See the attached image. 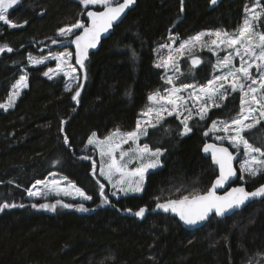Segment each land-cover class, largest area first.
Masks as SVG:
<instances>
[{
	"label": "trees",
	"instance_id": "trees-1",
	"mask_svg": "<svg viewBox=\"0 0 264 264\" xmlns=\"http://www.w3.org/2000/svg\"><path fill=\"white\" fill-rule=\"evenodd\" d=\"M254 3L223 0L212 8L209 0H135L123 20L90 53L83 69L76 64L70 43L76 34L67 40L58 37L59 29L69 22L86 23V11L79 2L21 0L9 10V20L19 26L0 22V46L13 49L0 53V104L23 73L28 86L11 109L0 108V204L17 205L0 211V264L264 263V198L223 219L213 216L191 231L169 214H150L142 221L119 214L206 192L217 173L202 150L211 141L204 132L211 121L229 120L239 113L240 94H228L204 120L192 119L187 135H180L183 125L174 116L149 128L140 143L161 149L162 166L147 174L139 195L114 198L99 175L96 150L87 145L92 133L104 138L117 128L135 129L147 97L165 86L155 64L157 46L169 35L187 39L205 30L234 32L242 24L245 8ZM260 7L264 8V0ZM257 24L264 32V18ZM54 39L64 43L53 44ZM64 48L73 53L79 73L72 91H65L63 75L49 79L45 65H32L28 59ZM194 72L183 81L204 82L211 76L205 66L195 67ZM80 84L77 103L72 96ZM244 135L254 146L264 148V121ZM53 172L92 197L84 204L88 211L79 210L70 200L63 203L73 207L58 205L55 211L32 207L42 202L28 198V190ZM97 181L105 185L109 203L101 202ZM262 182L264 174L245 185L252 189Z\"/></svg>",
	"mask_w": 264,
	"mask_h": 264
},
{
	"label": "snow or ice",
	"instance_id": "snow-or-ice-1",
	"mask_svg": "<svg viewBox=\"0 0 264 264\" xmlns=\"http://www.w3.org/2000/svg\"><path fill=\"white\" fill-rule=\"evenodd\" d=\"M18 0H0V22L8 25L9 27H18L8 18L9 10L16 5ZM213 4L217 0H211ZM80 3L88 9L90 5H103V11H87V17L90 19V24L85 25L81 21H77L75 24L59 29L60 37L67 40L68 37L74 34L73 30H80L79 35H75V38L70 41L75 45V58L76 64L81 69L85 67V60L88 57V51L91 48H95L99 42L102 33L108 32L112 27L113 22L117 21L125 9L129 5L134 3V0H123V3H119L118 0H80ZM256 5L260 4V0H255ZM245 11L248 16L243 20L242 26L238 32L229 34L227 32H221L219 30L215 32H201L195 37L190 38L180 44L179 48L173 50L171 45H161V48H168L167 56H162L160 60L155 64V67L164 69L167 72L169 69L174 72H179V68L176 62V55H185V50L191 52V49L197 44L201 47H208L211 50V46L220 47L224 46L225 49H230L228 54L224 56L222 60H218L217 68H224L228 71L223 76H216L214 79L209 80L207 85L199 87V94L195 91L190 93V97L194 101H201L199 109L196 115L200 120H204L208 110L209 104L211 107H220V104L215 103V98L219 96L221 99L226 98L227 90L225 89L224 82H228V78L231 77L230 87L232 92L239 91L242 93L240 114L231 122L225 121H213L212 126L209 129L210 132L223 131L228 134L224 137L216 136L217 140L223 141L227 139L231 145L240 149L243 147V154L247 157L241 165L240 171L247 173L251 177H256L260 174H264V148L256 147L245 138V133L251 131L259 120H264V34L255 33L254 25L264 18V8L257 10L254 8H247ZM213 37L209 43L203 42L204 37ZM257 39L258 43H253V40ZM64 40H52L53 44L64 43ZM5 51L12 52L13 49L7 44L0 46V53ZM72 52H61L54 56L37 59L29 55V62L32 64H42L44 59L51 58L58 61L55 74H60L72 77L73 80L79 79L75 76L76 68L70 64L72 59ZM239 58V66L234 64V60ZM259 61V63H257ZM198 58L192 59V64H199ZM255 67L257 70V78H254L250 70ZM67 68L68 71H63ZM49 72H53L49 69L45 72V76H49ZM52 77L49 76V79ZM179 79V76L176 77ZM166 84H173V76L169 75L164 78ZM27 74L21 75L16 83L12 86L14 91L11 93L8 99L7 105L0 104V108L7 110L8 107L13 106L15 99L20 95V90L26 88ZM83 85L77 86L75 94L72 96L74 101H78L80 96V88ZM193 87L192 85H184L183 87H171L164 90L166 94H161L159 90L151 93L147 99L149 105L142 111L141 116L143 120H137L136 128L133 131L122 132L119 128L113 130L108 136L103 139H99L96 133L88 139L89 145H94L99 149L101 157H107V160H102L99 175L104 177L109 182H113V178L117 177L114 182V187H118L121 192H141L143 191L145 173L149 169H154L160 164V157L163 155L161 149L157 148L152 150L148 144L141 146L138 141L140 137H147L149 128L155 129L157 126L162 125L166 116H175L179 119L183 118L180 123L183 125V131L180 135H187L192 131L189 127L188 121L193 119V112L191 108L185 110L186 114L180 112V108L183 104L187 103L184 97L179 94L181 91ZM65 91H72V84L69 83L65 88ZM259 95V99L257 96ZM250 99H246L247 97ZM252 105H256L253 107ZM259 112V120L255 115ZM246 121H252L253 123H247ZM209 133L205 132V136ZM131 142L135 147H129L128 150H124L123 145ZM68 137L65 136V144H68ZM203 151L205 153L211 152L212 161L219 166V175L204 193L194 192L189 195H184L179 199H169L164 203H157L156 208L162 209L165 212L171 211L179 216V219L187 225H196L201 221L209 218V214L212 213L216 216H225L229 212L240 208L253 198H264V185L257 187L254 191H247L245 187H234L231 190L226 191L224 195H217V189L223 188L233 177L237 175L236 170L233 168L232 160L233 154L227 147L216 144H205ZM83 159H90V157H83ZM133 161H138L139 166L129 168L128 165ZM56 161L54 163H58ZM95 162L93 161V175H95ZM243 177H241L242 179ZM67 179V178H64ZM59 181L53 180L48 183L44 181H37L36 185H44L46 190H55L57 193L63 192L64 195H70L67 189L59 187ZM99 184V194L102 199V203H109L108 196L104 192L105 185ZM36 185H33L35 191L29 189V196H43L45 191H42ZM69 187L74 188L77 195L83 197L85 200H91L92 197L86 195L81 189L75 188V185L69 182ZM115 194V193H114ZM56 205H62L65 208L73 207L74 205L65 204L62 200H57L55 204H33V208L56 210ZM24 205H19L23 207ZM17 207L16 204L2 203L0 204V211L5 208ZM81 211H88L84 204L75 205ZM125 211L132 213V209H125ZM148 211L146 207H140L138 211L134 213L137 217H143Z\"/></svg>",
	"mask_w": 264,
	"mask_h": 264
},
{
	"label": "rangeland",
	"instance_id": "rangeland-1",
	"mask_svg": "<svg viewBox=\"0 0 264 264\" xmlns=\"http://www.w3.org/2000/svg\"><path fill=\"white\" fill-rule=\"evenodd\" d=\"M21 0H18V2H17V4L20 2ZM75 1H77V2H79L80 3V0H75ZM120 0H118V2H119ZM16 4V5H17ZM15 6V5H14ZM13 6V7H14ZM80 6H81V9H83V11H86V10H88V9H95V8H103V5H90L89 6V8L88 9H85V7L80 3ZM256 8L257 10H260V4L259 5H256V3H254V4H251V5H249L247 8ZM246 9V8H245ZM85 13V12H84ZM246 16H248V13L246 12V11H244V15H243V20L245 19V17ZM77 21H81L80 19L79 20H76V21H74L73 23H68V25H65L63 28H65V27H68V26H71V25H73V24H75ZM81 22H83L84 24H86L84 21H81ZM242 24H243V21H242ZM242 24H241V26H242ZM240 26V27H241ZM239 27V28H240ZM239 28L236 30V31H234V32H227V33H229V34H233V33H236V32H238V30H239ZM81 30V29H80ZM80 30H76V29H74L73 30V32H74V34H78V32L80 31ZM217 30H219V31H221L222 33L223 32H226V31H224V30H221V29H216V30H205V31H201V32H215V31H217ZM201 32H199V33H201ZM254 32L255 33H260V34H264V32L260 29V27H259V25L256 23L255 25H254ZM199 33H197L196 35H198ZM73 35V34H72ZM72 35H70V36H72ZM196 35H194V36H192V37H195ZM58 37H60V35H59V33H58ZM192 37H190V38H192ZM60 38H63V37H60ZM190 38H187V39H180V38H178L177 36H175V35H169L168 37H167V40L166 41H164V42H162L160 45H158L157 46V60H156V63L160 60V58L162 57V56H167V54H168V51H169V49L168 48H161V45H171V48L173 49V50H175V49H177V48H179V46H180V44L181 43H183V42H185V41H188ZM212 39H216V37L215 36H213V37H204L203 38V42H206V43H209L210 44V41L212 40ZM253 43L255 44V43H258V40L257 39H254L253 40ZM230 51V49H225L224 48V46L223 45H221L220 47H216V46H211V50H210V48H208V47H201V45L200 44H197L195 47H193L192 49H191V52H188L187 50H185V55H176L175 54V52H173V54L176 56V62H177V66H178V68H179V72H174L173 70H171V69H169L167 72H165V70L164 69H161L160 68V70L162 71V80L164 81V78H166L167 76H169V75H171V76H173V84L172 85H169V84H166L165 83V81H164V83H165V86H164V88L162 89V90H160V92H161V94H166L165 92H164V90L165 89H167V88H171V87H173V86H175V87H183L184 85H192L193 87H191V88H187V89H185V90H183V91H181V93L179 94L180 96H182V97H184L185 98V100L187 101V103H185V104H183L182 106H181V108H180V112L181 113H184V114H186V112H185V110L186 109H188V108H191L192 109V112H193V119L194 118H198L199 119V117L196 115V112L198 111V109H199V105H200V103H201V101H194V99L193 98H191L190 97V93H192V92H196L197 94H199V87L200 86H202V85H207V83H208V81L209 80H212V79H214V77H216V76H223L228 70L227 69H224V68H217V62H218V60H222L223 58H224V56H226L227 54H228V52ZM61 52H71L70 50H67V49H62V50H60V51H58V52H56V53H49V54H46V55H44V56H42V57H36L37 59H41V58H46V57H50V56H54V55H56V54H58V53H61ZM193 58H198L199 60H200V63L198 64V66L197 67H199V66H205V67H207L209 70H210V73H211V76H210V78L208 79V80H206V81H204V82H199V81H197V80H194V81H188V80H186V81H183L184 79H188V78H190V76H188V75H193V74H195V72H194V69L195 68H193L192 66H191V64H190V61H191V59H193ZM52 62V63H51ZM57 63H58V61H55V60H53V59H51V58H48V59H44V63H42V64H32V63H30V64H32V65H45L46 66V72H48L49 71V69H52L53 70V72H49V76H51V77H53V76H55V75H57V74H55V70H56V67H57ZM239 63H240V61H239V58H236L235 60H234V64L238 67L239 66ZM257 63H259V61L257 62ZM70 64L73 66V67H75L76 68V72L74 73V75L75 76H78L79 77V73H78V69H77V67L75 66V64L73 63V61H72V59H71V61H70ZM196 67V68H197ZM63 71H68V69L67 68H64L63 69ZM250 72H251V74H252V76L254 77V78H257V70H256V68L255 67H253L251 70H250ZM25 73H23L22 75H24ZM60 75H63V72H61L60 73ZM49 76H47L48 78H49ZM64 77H65V79H66V87H67V85L69 84V83H71L72 84V86L78 81V79H76V80H73L72 79V77H69V76H65V75H63ZM177 76H179V79H176V77ZM183 78V79H182ZM232 80V78L231 77H229L228 78V82H224V85H225V89L227 90V95L228 94H230V93H237V94H240V101H241V97H242V93H240L239 91H237V92H232L231 91V87H230V81ZM16 83V82H15ZM14 83V84H15ZM13 84V85H14ZM27 84H28V78H27ZM27 88V87H26ZM26 88H22L21 90H20V95H21V93H22V91L24 90V89H26ZM14 91V89H13V87L11 88V91H10V93H9V96L11 95V93ZM262 91H264V90H262ZM19 95V96H20ZM226 95V96H227ZM9 96L6 98V100L2 103V104H4V105H7V103H8V99H9ZM18 96V97H19ZM17 97V98H18ZM17 98L15 99V102H16V100H17ZM251 97L249 96V97H247L246 99H250ZM257 98L259 99V95L257 96ZM224 99L225 98H223V99H221L219 96H217L216 98H215V103H218V104H222V102L224 101ZM15 102H14V104H15ZM14 104H13V106H14ZM149 105V101H148V103H147V105H146V107ZM13 106H11V107H8L7 108V110H9V109H11ZM253 107H256V105H252ZM145 107V108H146ZM145 108L142 110V111H144L145 110ZM211 108H213V107H211V104H209V110L211 109ZM240 108H241V103H240ZM2 109H4V108H2ZM5 110V109H4ZM208 110V111H209ZM142 113V112H141ZM141 113H140V115H139V117H138V119L137 120H143L144 118L141 116ZM208 114V113H207ZM240 114V111H239V113L238 114H236L235 116H233L231 119H229V120H223V119H220V120H213V121H225V122H231L233 119H235L238 115ZM256 116H257V119L259 120V112H257L256 114H255ZM207 116V115H206ZM166 117H169V116H166ZM175 117V116H174ZM176 118V117H175ZM183 118V116H181L179 119H177L179 122H180V120ZM191 121V120H190ZM190 121H188V124H189V122ZM213 121H211L209 124H208V127L206 128V130H205V132H208L209 134V136H210V139H211V141H213V142H215V143H220V144H225V145H228L231 149H233L234 151H241L242 152V156H241V158L238 160V162H237V168H238V170H239V182L240 183H242V184H245L246 182H248V181H250L251 179H253V178H255V177H251V176H249L247 173H242L241 171H240V165H241V163L245 160V159H247V157L243 154V147L241 146V148L240 149H236V148H234L232 145H231V143L227 140V139H225V140H223V141H220V140H217L216 139V136H222V137H224V136H226V135H228V134H226V133H224L223 131H216V132H210L209 131V129L211 128V126H212V122ZM264 120H259V122H263ZM247 123H253L252 121H246ZM256 124H258V123H256ZM255 124V125H256ZM136 128V127H135ZM205 132H204V134H205ZM99 138V137H98ZM140 138H143V136L142 137H140ZM99 139H103V138H99ZM138 143L141 145V146H143V144H141L140 143V140L138 141ZM87 145L88 146H90V147H92V148H94L95 150H96V152H97V156H98V171L100 170V166H101V162H102V160H107V157H101V155H100V151H99V149L98 148H96L94 145H89L88 144V142H87ZM135 147V145H132L131 144V142L129 143V144H125V145H123V148H124V150H128V148L129 147ZM137 166H139V162L138 161H133L132 163H130L129 165H128V167L131 169V168H134V167H137ZM162 166V161H161V157H160V164L156 167V168H154V169H149L146 173H145V180H144V186H145V182H146V176H147V174L149 173V172H152V171H154V170H157V169H159L160 167ZM241 177H243L242 179H241ZM64 178H66L65 176H63V175H61V174H58V173H55V172H53V173H51V174H49L45 179H43V180H39V181H44L45 183H48V182H50V181H53V180H56V181H59L60 183H59V187L60 188H62V189H67L69 192H70V195H64V193L61 191V192H59V193H57L55 190H46L45 188H44V185L43 184H41V185H36V182H35V184H33V185H36L38 188H40L42 191H45V195H43V196H29L28 195V193H27V196H28V198H31V199H34V200H39L40 202H42L41 204H43V203H47V204H52L53 202H56L57 200H64V201H73V202H75V204H81V203H83V204H85V203H87V202H89L90 200H85V199H83V197H81V196H79V195H77L76 194V192H75V189L74 188H71V187H69V182H71V181H69L68 179H64ZM107 183H108V185H109V188H110V192H111V195L114 197V198H119V197H121V196H126V195H132V194H134V195H139V194H141L143 191H141V192H127V193H125V192H121V191H119V188L118 187H114V182H115V180L117 179V177H114L113 178V182H109L108 180H106L104 177H102ZM71 184H73L72 182H71ZM33 185L31 186V190H33V191H35V188H33ZM74 185V184H73ZM144 186H143V190H144ZM75 188H78V187H76L75 186ZM80 189V188H79ZM115 193V194H114ZM178 199V198H177ZM63 201V202H64ZM56 206H58V205H56ZM48 211H50V209H47ZM262 264H264V263H262Z\"/></svg>",
	"mask_w": 264,
	"mask_h": 264
},
{
	"label": "water",
	"instance_id": "water-1",
	"mask_svg": "<svg viewBox=\"0 0 264 264\" xmlns=\"http://www.w3.org/2000/svg\"><path fill=\"white\" fill-rule=\"evenodd\" d=\"M222 1H223V0H217V2H216L215 4H213V3L211 2V0H209L210 7H212V8H213V7H216V6L219 5V3L222 2ZM119 3H123V0H120ZM134 5H135V0H134V3H133V4L129 5V7H128L127 9H125V11H124V13H122L121 17H120L117 21L113 22V25H112V27L108 30V32H106V33H102L101 38H100L99 42L97 43L96 47H95V48H91V49H89V51H88V56L90 55L91 52H93V51H95V50L98 49V47H99L101 41H102L104 38L108 37V36L111 34L113 27H114L115 25L119 24V23L123 20V18L127 15L128 11H129L132 7H134ZM88 10H92V11H103V8H100V9H91V8H90V9H88ZM88 10H86V12H85V20H86V24H85V25L90 24V19L87 17V11H88ZM80 31H82V29H81ZM80 31H79L78 34H76V35H79V34H80ZM74 38H75V37H74ZM73 47H74V54H75V45H74V44H73ZM75 59H76V58H75ZM190 64H191V66L194 67V68L198 66V64H196V65H193V64H192V59H191V61H190ZM77 65H78V64H77ZM205 144H216V145H222L223 147H227V148L229 149V151L233 154L232 165H233V168L236 170L237 175H236L235 177H233L228 183H226L225 186H224L223 188L217 189V195H224V193H225L226 191H229V190H231V188H234V187H240V186H243V187H245V189H246L247 191H250V192H251V191H254L257 187H259V186H261V185H264V182H262L261 184L255 186L254 188H252V189H248V188L246 187L245 184L239 183V170H238V168H237V162H238V160H239V159L241 158V156H242V152H241V151H234V150L231 149L228 145L220 144V143H215V142H213V141H207ZM205 144H204V145H205ZM204 145H203V147H202V150H203V148H204ZM203 153H204V155H206V156H208V157L210 158V160H211V162H212V164H213V166H214V168H215V170H216L217 175H216L215 178L213 179V181H212V183H213V182L215 181L216 177L219 175V166L213 163V161H212V157H211V152H210V151H209L208 153H205V152L203 151ZM212 183H211V185H212ZM211 185H210V188H211ZM201 194H202V193H201ZM169 199H177V198H169ZM169 199H166V200L160 201V202H158V203H164V202H166V201L169 200ZM178 199H179V198H178ZM261 199H263V198H260V197L253 198V199H251L249 202H247L245 205L241 206V207L238 208V209H235V210L232 211V212H229V213H228L227 215H225V216H216V215L210 213L208 219H206V220H204V221H201V222H199V223L196 224V225H187V224H185L183 221H181V220L179 219V216L176 215L175 213H172L171 211L165 212V211H163L162 209H157V208H156V204H155V206H154L153 208H150V209L146 207V208L148 209V211H146V213H145V215H144L143 217H137V216L134 215V213H135L136 211H138L139 208H138L137 210H132V213H129V212L125 211V210H121V211H119V214H120V215H125V216H129V217L136 218V219L139 220V221L144 220V219H145L148 215H150V214H158V213H160V214H170L172 217H174V218H176V219L178 220V222L180 223V225H181L185 230L191 231V230L197 229V228H199V227L205 225L207 222L210 221V219H211L213 216H216L218 219H223V218H225V217H228V216L234 214L235 212L240 211L242 208H244V207H245L246 205H248L249 203H251V202H253V201H256V200H261ZM143 207H145V206H143Z\"/></svg>",
	"mask_w": 264,
	"mask_h": 264
},
{
	"label": "bare ground",
	"instance_id": "bare-ground-1",
	"mask_svg": "<svg viewBox=\"0 0 264 264\" xmlns=\"http://www.w3.org/2000/svg\"><path fill=\"white\" fill-rule=\"evenodd\" d=\"M209 188H210V187H209ZM156 204H157V203H156ZM154 206H155V205H154ZM154 206H153V207H154ZM169 215H170V214H169ZM215 217H216V216H215ZM216 218H217V217H216ZM175 219H176V218H175ZM176 220H177V219H176ZM177 221H178V220H177ZM179 224H180V223H179ZM199 228H200V227H199Z\"/></svg>",
	"mask_w": 264,
	"mask_h": 264
}]
</instances>
